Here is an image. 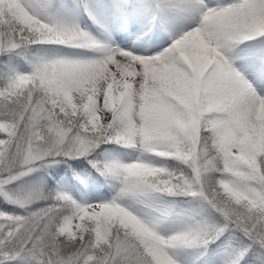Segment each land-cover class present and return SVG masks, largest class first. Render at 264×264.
Listing matches in <instances>:
<instances>
[{"label":"snow or ice","instance_id":"obj_1","mask_svg":"<svg viewBox=\"0 0 264 264\" xmlns=\"http://www.w3.org/2000/svg\"><path fill=\"white\" fill-rule=\"evenodd\" d=\"M0 264H264V0H0Z\"/></svg>","mask_w":264,"mask_h":264}]
</instances>
